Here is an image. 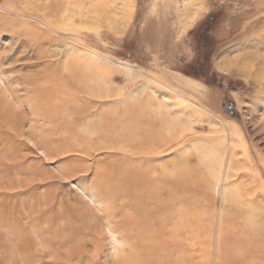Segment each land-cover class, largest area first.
I'll use <instances>...</instances> for the list:
<instances>
[{"label":"rangeland","instance_id":"1","mask_svg":"<svg viewBox=\"0 0 264 264\" xmlns=\"http://www.w3.org/2000/svg\"><path fill=\"white\" fill-rule=\"evenodd\" d=\"M144 99L196 264H264V0H0V264L126 257L134 202L95 182L131 159L97 132Z\"/></svg>","mask_w":264,"mask_h":264},{"label":"bare ground","instance_id":"2","mask_svg":"<svg viewBox=\"0 0 264 264\" xmlns=\"http://www.w3.org/2000/svg\"><path fill=\"white\" fill-rule=\"evenodd\" d=\"M140 105V108L128 107L126 117H115L112 121L105 118L97 132L108 135L112 147L129 153L131 159L124 158L123 162L121 158L117 164H106L95 182L103 202L117 195L136 203L128 201L131 213L122 215L115 224V231L121 233L120 240L115 242L121 246L127 242L132 247L127 258L121 256L118 264H196L194 224L185 225L176 209L180 200L175 195L186 189L187 176L181 172L182 164H173L171 169L177 168L173 179L164 172V165L154 164L157 156L170 149L177 137H171L168 120H164L166 115L154 111L149 99L142 100ZM4 106L8 108L7 104ZM262 131L259 128L258 133ZM115 166L124 169L116 171ZM253 253V250L247 251L248 255ZM257 254L254 261L260 262L264 252Z\"/></svg>","mask_w":264,"mask_h":264},{"label":"water","instance_id":"3","mask_svg":"<svg viewBox=\"0 0 264 264\" xmlns=\"http://www.w3.org/2000/svg\"><path fill=\"white\" fill-rule=\"evenodd\" d=\"M221 87V86H220Z\"/></svg>","mask_w":264,"mask_h":264}]
</instances>
